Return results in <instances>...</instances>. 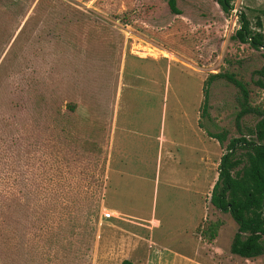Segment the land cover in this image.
I'll list each match as a JSON object with an SVG mask.
<instances>
[{
    "label": "rangeland",
    "instance_id": "1",
    "mask_svg": "<svg viewBox=\"0 0 264 264\" xmlns=\"http://www.w3.org/2000/svg\"><path fill=\"white\" fill-rule=\"evenodd\" d=\"M231 4L223 13L214 0H174L175 14L167 0H0V264H264V253L229 252L236 223L210 204L200 223L221 221L215 238L185 231L206 205L195 197L187 204L184 192L162 180L149 204L140 181L135 198H118L119 213L103 216L115 210L103 192L115 115L159 119L170 137L181 118L175 99L185 97L178 87L198 86L200 122L208 135L222 136L223 153L229 139L255 141L259 115L236 117L242 95L233 80L250 106L264 111L256 84L264 48L233 33L240 13L264 33V0ZM209 73L218 76L202 94ZM130 83L138 89L127 108ZM143 86L156 92L144 94ZM131 128L126 153H145ZM188 144L190 153L217 152L212 142Z\"/></svg>",
    "mask_w": 264,
    "mask_h": 264
},
{
    "label": "crops",
    "instance_id": "2",
    "mask_svg": "<svg viewBox=\"0 0 264 264\" xmlns=\"http://www.w3.org/2000/svg\"><path fill=\"white\" fill-rule=\"evenodd\" d=\"M148 52L154 54L156 51L149 48ZM134 58L143 60L140 58L144 57ZM193 75L195 76L197 85L199 80L198 73L194 72ZM203 80H201V83ZM136 85L135 83H130L127 87V97L126 100L123 101L127 108L133 103L132 100L130 101V95L138 89ZM153 87L146 88V86H143L140 90H143L144 94L148 95L156 92V88ZM178 89H180V91L183 90L185 97L181 96V98L176 97L175 99L176 104H178V115L181 118H177L178 123L172 125L170 130L172 134L170 137L167 135L166 138H164L163 131L161 132L159 127V119L153 124L151 119L123 122L118 120L119 118H117V115L113 118L110 129L112 139L111 150L109 151V158L106 162L103 192L108 206L115 210L107 209L103 212V216H113L115 213L114 211L119 213L115 207L123 203L117 201L118 198L131 199L130 195L133 194L135 198V189L140 181H142L143 187H146V204H149V201L153 199V195L156 194L159 181L162 180L165 181V183H172L179 191L184 192L187 197V204H190L192 197H195L194 203H199L200 200L201 203L203 202V204L206 205L205 212L201 209L200 214L197 215L194 220V224L185 231H189L196 227L201 220L205 219L209 204L210 190L217 177L219 158L223 154L222 147H220V144L215 138L209 136L205 132L200 122L199 107L201 95L199 94V87L196 86L194 91L180 87H178ZM166 90L168 89L166 88ZM165 93L167 94V91H165ZM164 99H166V95ZM174 109L176 110V108ZM120 110H122V106L119 107L118 112ZM132 125L134 126L133 130L141 133V135H136V138H134V146L136 148L139 146H141V148L143 147L146 150L145 153H126L125 151L128 145V139L125 138L124 133L132 131ZM153 127L155 131L152 130ZM117 129H119V131L116 136H119L116 138L117 141L115 142L114 139ZM183 133H188L190 135L189 139L184 137ZM177 138L180 139V142L176 141ZM193 138L196 144L200 141L204 144L212 142L213 147L217 148L216 154L209 153L205 150H203L202 153H198L197 150L195 153H190L189 151L192 150L193 147L188 143L193 141ZM163 144L167 147L164 153H162ZM194 148L198 149L197 146ZM178 149L181 150V153H174V151ZM128 175H130L131 178L127 179L128 182H126L124 177ZM130 179L132 180L129 182ZM126 205L129 204L126 203Z\"/></svg>",
    "mask_w": 264,
    "mask_h": 264
},
{
    "label": "trees",
    "instance_id": "3",
    "mask_svg": "<svg viewBox=\"0 0 264 264\" xmlns=\"http://www.w3.org/2000/svg\"><path fill=\"white\" fill-rule=\"evenodd\" d=\"M223 13H229L233 0H214ZM169 9L177 14L174 0H167ZM264 16V9L260 10ZM255 26L260 28V22L255 21ZM233 38L239 42H246L252 48H264V33L255 31L248 19L243 14L238 15V27L233 33ZM257 73L260 79L256 84L264 92V67ZM218 76L217 73H209L202 81L201 93H205V83L208 79ZM231 79V76H227ZM232 80V79H231ZM242 95L240 109L236 117L246 113H255L259 119L254 125L255 141H247L243 137L228 140L224 153L220 156L217 165V177L210 190L209 204L222 213H228L236 223L229 244V252L242 258H254L264 253V209L261 206L264 200V111L251 107L247 102V90L236 80ZM201 103V102H200ZM200 115L205 113V107H199ZM218 143L222 141L219 134L209 135ZM236 147H241L243 153H235ZM221 221L214 220L208 223H200L195 227L201 238L213 240ZM121 264H131L129 260H122Z\"/></svg>",
    "mask_w": 264,
    "mask_h": 264
},
{
    "label": "water",
    "instance_id": "4",
    "mask_svg": "<svg viewBox=\"0 0 264 264\" xmlns=\"http://www.w3.org/2000/svg\"><path fill=\"white\" fill-rule=\"evenodd\" d=\"M261 206L264 209V200L262 201Z\"/></svg>",
    "mask_w": 264,
    "mask_h": 264
}]
</instances>
